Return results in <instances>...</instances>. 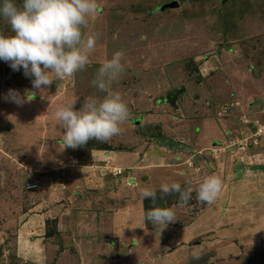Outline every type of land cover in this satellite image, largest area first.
Returning a JSON list of instances; mask_svg holds the SVG:
<instances>
[{
  "label": "rangeland",
  "instance_id": "374dc122",
  "mask_svg": "<svg viewBox=\"0 0 264 264\" xmlns=\"http://www.w3.org/2000/svg\"><path fill=\"white\" fill-rule=\"evenodd\" d=\"M96 2L98 13L82 29L85 37H97L96 48L89 64L74 76L57 79L39 92L22 69L13 71L0 61V264L261 262L264 215L248 219L253 205L236 203L240 196L264 191V176L254 175L264 172V137L258 143L253 138L264 126V111L256 112L259 92L244 88L252 85L223 63V56H233L234 68L264 84V0ZM0 34L14 35L2 16ZM120 51L125 71L111 87L130 113L120 134L64 149L65 130L56 111L68 104L78 110L86 97L103 99L105 93L93 81L99 67ZM10 89L25 97L22 106L4 99ZM202 117L219 125L230 118L223 127L226 138L196 146L193 130L187 127L190 120ZM108 148L137 153L145 148L156 154L164 150L167 159L156 172L131 168L129 174L124 169L126 176L134 177L128 188L151 187L157 192L155 204L146 199V207L123 208L109 200L98 205L90 194L80 202L89 180L112 176L104 157L96 161L91 153ZM81 165L93 169L82 168L84 174L70 186V176ZM212 176L221 180V191L211 203L202 202L198 189ZM174 182L191 191L187 203L178 193L161 195L160 186ZM257 194L261 199L253 200L255 204L264 203V195ZM153 207L172 209L175 220L167 226L152 225L145 220V210Z\"/></svg>",
  "mask_w": 264,
  "mask_h": 264
},
{
  "label": "clouds",
  "instance_id": "9594fccd",
  "mask_svg": "<svg viewBox=\"0 0 264 264\" xmlns=\"http://www.w3.org/2000/svg\"><path fill=\"white\" fill-rule=\"evenodd\" d=\"M97 13L96 0H23L20 5L16 0H2L0 16L8 21L14 35L0 34V61L8 63L13 71L22 69L34 90H46L55 80L72 77L89 64L97 37H85L82 29L88 18ZM123 56L122 51L114 53L98 69L93 84L105 93L103 99L86 97L78 110L68 104L56 111V120L65 130L64 149H78L93 139L106 142L120 134V126L130 113L121 94L111 86L125 71ZM4 99L18 106L25 103V97L14 89ZM221 187L218 177L205 179L198 189V199L211 203ZM160 193H178L184 203L191 199V191L182 190L175 182L162 184ZM140 196L155 204L157 192L146 188ZM145 220L167 226L175 220V213L170 208L153 207L146 211Z\"/></svg>",
  "mask_w": 264,
  "mask_h": 264
},
{
  "label": "crops",
  "instance_id": "0c3cea01",
  "mask_svg": "<svg viewBox=\"0 0 264 264\" xmlns=\"http://www.w3.org/2000/svg\"><path fill=\"white\" fill-rule=\"evenodd\" d=\"M225 55H226V57L223 56V63L227 64V66L232 65V68H233L232 70H235V69L239 70L240 79L243 80L244 82H245V80H248L247 83L252 85V86H246V87L244 86V88H246L248 90L251 89L253 93H255L256 91L259 92L256 95L257 96L256 100H254V102L257 103L255 105L257 107L256 112L264 111V84L260 85V80L258 78H254V80L250 79V76L247 74V72L245 70H243L241 68H234L233 66L235 64L232 62H235L236 60H233V56H231V55H227V54H225ZM229 63H232V64H229ZM239 77H238V79H239ZM256 89H258V90H256ZM176 100H177L176 96H174L171 99V104L173 106L176 105ZM250 106H252V105H250ZM246 109H248V107H246ZM250 111H252L251 108H250ZM194 112H195V110H194ZM202 112L203 111H201V113H200V111H199L201 116L204 114ZM252 112L256 113L254 111H252ZM193 114H195V113H193ZM257 119H259V117L256 118V120ZM226 121L231 122V119L230 118H224V119H222V123L219 125L218 122H215V120L212 118L202 117L200 119L190 120L188 127H187V130H190V133H191V130H193L191 135L194 134L193 140L196 142L195 143L196 146H198L199 148L205 147V146L207 147L208 145L210 146L211 143H213V142L222 141L226 138V135H228V134H224V132L226 133V131H224L225 128H223V127L227 126V124L224 125V123ZM133 122H135V124L139 126V123L136 120H133ZM166 137L172 139L170 135H166ZM164 147L165 146H160V149L164 148ZM155 151L156 150L148 151L145 148L141 149L140 152H138V153L135 151H131V150L126 151V150H124V148H120L118 150L108 148L106 150L92 151L91 152L93 154L92 156H94V159H96V161L99 160L98 158L102 159V157H104V159H102V160L105 163L108 162V165L106 166V168L109 167L112 169H120L123 171V174L119 175V176H114L112 174V176L111 175L109 176V174L106 173V175L102 174V176H104V178L98 177V179L95 181H94V179L89 180V177H88L89 183H87L86 186L87 187L89 186V187L86 190V186H84L83 189L85 191H83V193H82V198L80 199V202L82 204H84L86 202V198L89 196L88 194H90L91 196L95 197V200L98 203V205L102 204L103 201H105V203L107 204V200H109L108 202H110V201L117 202V205H122L123 208L129 207L128 205H140L141 207H142V205H145L146 199H141L140 194H141L142 190L146 189V187L142 188L141 191H140L141 188L139 190H137L138 187H133V188L129 187L128 188V186H131V183L134 182V177L131 178V177L126 176V171L129 170L128 172L130 174V171L132 170L131 168H133L134 170L135 169L136 170H146L149 168H152V169L154 168V172H156L155 169L160 168L161 167L160 165H163L162 163H164L167 158L165 159L162 156V154H164V150L158 151L157 154L155 153ZM169 157L171 158L172 156L169 155ZM121 159H123L122 164L119 163V161ZM96 161H92V162L94 163ZM139 165H140V167H138ZM80 167L81 168H79L78 170L74 169L75 170L74 173H77L76 175L70 176V178H69V182L71 184L70 186H75L74 184H76V183H74V182H76V181L78 182L80 177H82V175L84 174L82 172L83 171L82 168L88 170V172H89V170L93 169L92 166H82L81 165ZM124 169H126V171ZM134 170H132V171H134ZM145 173H147V172H145ZM248 173H251V172H248ZM254 175H256L258 177H261V176L263 177L264 172L256 171V172H254ZM151 177L154 178V175H152V173H151ZM121 182H124V184H125L124 187L120 186V185H123V184H120ZM88 184H90V185H88ZM120 189L124 190L125 197L123 196ZM148 189H151V187H149ZM255 192H253L255 195L257 193H260L262 196L264 195V191L257 192V193H255ZM255 195H254V197H252L251 195H249L248 197L240 196L238 198V202L236 203V205H253V207L251 208V211L249 213V214H251V217H247L248 219H250V218L254 219L256 217L259 218L260 216L264 215V203H261V204L256 203L255 204V201H253V200L256 199L257 201H260L259 198L261 199V197H259V194H257L258 197L257 196L255 197ZM111 196H113L112 197L113 199L110 200ZM121 196H123V197H121ZM245 198L247 200L251 198L250 200H252L253 202L252 201L248 202L247 200H245ZM222 204L220 203L219 205H222ZM106 206H109V205H106ZM128 210L130 211L131 208ZM218 224H220V223H218ZM262 248L264 249V247L261 246L259 250L261 251Z\"/></svg>",
  "mask_w": 264,
  "mask_h": 264
},
{
  "label": "built area",
  "instance_id": "2783aa9c",
  "mask_svg": "<svg viewBox=\"0 0 264 264\" xmlns=\"http://www.w3.org/2000/svg\"><path fill=\"white\" fill-rule=\"evenodd\" d=\"M259 125V124H258ZM257 125V126H258ZM253 138H256L255 139V143H258L259 142V138L260 137H264V126L261 125V127H259L257 130H256V133L253 134ZM109 168V167H108ZM110 169V168H109ZM113 173L114 176H119V175H122L123 174V171L120 170V169H112L111 171Z\"/></svg>",
  "mask_w": 264,
  "mask_h": 264
},
{
  "label": "trees",
  "instance_id": "16d2710c",
  "mask_svg": "<svg viewBox=\"0 0 264 264\" xmlns=\"http://www.w3.org/2000/svg\"><path fill=\"white\" fill-rule=\"evenodd\" d=\"M146 205H147V201H146V203H145V207H146ZM145 209H146V208H145ZM146 211H147V209L145 210V214H146ZM255 264H264V259L261 260V262H260L259 260L255 261Z\"/></svg>",
  "mask_w": 264,
  "mask_h": 264
},
{
  "label": "water",
  "instance_id": "95a60500",
  "mask_svg": "<svg viewBox=\"0 0 264 264\" xmlns=\"http://www.w3.org/2000/svg\"><path fill=\"white\" fill-rule=\"evenodd\" d=\"M177 6H178V4H176V5H175V4H173V7H177Z\"/></svg>",
  "mask_w": 264,
  "mask_h": 264
}]
</instances>
